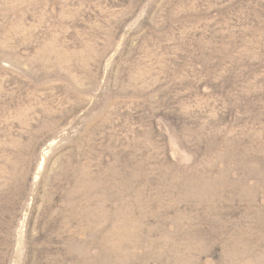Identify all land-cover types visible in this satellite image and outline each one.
<instances>
[{
    "label": "rangeland",
    "instance_id": "rangeland-1",
    "mask_svg": "<svg viewBox=\"0 0 264 264\" xmlns=\"http://www.w3.org/2000/svg\"><path fill=\"white\" fill-rule=\"evenodd\" d=\"M0 264H264V0H0Z\"/></svg>",
    "mask_w": 264,
    "mask_h": 264
}]
</instances>
